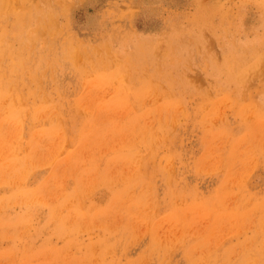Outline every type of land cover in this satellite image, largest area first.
Instances as JSON below:
<instances>
[{
  "label": "rangeland",
  "instance_id": "1",
  "mask_svg": "<svg viewBox=\"0 0 264 264\" xmlns=\"http://www.w3.org/2000/svg\"><path fill=\"white\" fill-rule=\"evenodd\" d=\"M0 264H264V0H0Z\"/></svg>",
  "mask_w": 264,
  "mask_h": 264
}]
</instances>
